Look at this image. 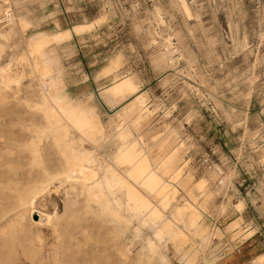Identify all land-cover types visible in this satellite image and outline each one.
Listing matches in <instances>:
<instances>
[{
    "label": "rangeland",
    "instance_id": "rangeland-1",
    "mask_svg": "<svg viewBox=\"0 0 264 264\" xmlns=\"http://www.w3.org/2000/svg\"><path fill=\"white\" fill-rule=\"evenodd\" d=\"M0 82V264H231L251 236L264 264V0H0ZM129 147L154 220L118 180Z\"/></svg>",
    "mask_w": 264,
    "mask_h": 264
},
{
    "label": "bare ground",
    "instance_id": "bare-ground-1",
    "mask_svg": "<svg viewBox=\"0 0 264 264\" xmlns=\"http://www.w3.org/2000/svg\"><path fill=\"white\" fill-rule=\"evenodd\" d=\"M90 26H91V24H80V25L73 26L71 29L59 30L56 33L52 34L51 36L42 34L39 39L33 41V44H32L33 45V49H34V51H39L51 39H53V40H61V39L65 38V37H67L69 35L72 36V32L77 34V33H80L81 31L83 32V30H86ZM115 61L116 60H114V62ZM33 68H34V66H33ZM107 69H109V68H107ZM45 71H48V69H45ZM17 80H19V79H17ZM46 87H47V85H46ZM46 87H45V89H46ZM134 89H135V86H134L131 78L126 76V77L118 80L117 82L113 83L108 88H105L104 90H102L101 94L108 101V103H110V102L112 103L115 99H118V98L122 97L125 93L126 94L129 93V92L132 93L133 91H135ZM141 101H142L141 96H137L135 98V100L133 101V105H132V107H134L133 109H135V106H138L141 103ZM45 111L47 112L49 118L53 119V118L57 117L56 113L53 112L50 108H45ZM61 114H62V116H66L67 112L64 109H61ZM135 114H136V112H135ZM66 120H67V118H66ZM94 127L97 128L96 125H94ZM33 151H34L35 154L38 155L37 147H34ZM140 158H142V157H140V156H139V158L135 157L134 154H133L132 148L129 147L127 149L126 153L124 155L120 156V158H119V162L118 163H120V165L122 166L121 168H122V172H123L124 175L119 176L118 180H119V182H121V184H124L128 194L130 195L131 198H133V201H135V203L138 205L137 208H139L140 210H142V209L143 210L152 209V208L149 207L150 203H151V201L149 200L150 199L149 198L150 197L149 194H151L152 190H154V189H156L158 187L159 179L157 177L158 175L156 176V174L151 169H149L147 160L145 158H142V159H140ZM95 171L93 170V168L91 169V167L89 168V167H87V166H85L83 164H80V163H77V162L74 163V164H71L70 161H67L66 168L62 172L58 173V175L61 174V178L62 179L64 178V179H67V180H80L82 182H85L86 180H89V179L92 180V178H94V176L96 175ZM56 175L57 174H55L53 176L52 175L50 176L47 171H44V176H46V178L48 176H50L51 178H54V177H56ZM64 183H65V181H64ZM84 184L86 185V183H84ZM138 187H140L143 191L148 193L146 195L149 196V197L147 198L146 195L142 194L138 190ZM87 189H88V187H87ZM88 191L92 192V190H90V189ZM160 192H161V190L158 191L157 194H159ZM135 203H134V206H135ZM101 212H102V210H101ZM148 214H147L148 217H150L151 219L154 220V219L158 218L161 215V211H160V209L155 208V209H152ZM37 217H38V221H41L43 219V214L40 213ZM115 217H117V216H115ZM44 218H46V217L44 216ZM121 229H123V228H121ZM162 231H167L169 233V235L171 236V243L173 244V246L176 249L181 250V252H185L186 251V249H185L186 239H185V236L182 233L177 232V231H171L170 230V225L168 223H164L162 225ZM161 233H163V232H161Z\"/></svg>",
    "mask_w": 264,
    "mask_h": 264
},
{
    "label": "crops",
    "instance_id": "crops-1",
    "mask_svg": "<svg viewBox=\"0 0 264 264\" xmlns=\"http://www.w3.org/2000/svg\"><path fill=\"white\" fill-rule=\"evenodd\" d=\"M246 224H251V221L246 217ZM258 237H248L243 241L240 248L238 249V254L233 257V262L231 264H258L255 259L262 254L258 251L259 249ZM246 244V245H244ZM236 259V260H235ZM235 260V261H234Z\"/></svg>",
    "mask_w": 264,
    "mask_h": 264
},
{
    "label": "water",
    "instance_id": "water-1",
    "mask_svg": "<svg viewBox=\"0 0 264 264\" xmlns=\"http://www.w3.org/2000/svg\"><path fill=\"white\" fill-rule=\"evenodd\" d=\"M35 218H37V217H35Z\"/></svg>",
    "mask_w": 264,
    "mask_h": 264
}]
</instances>
